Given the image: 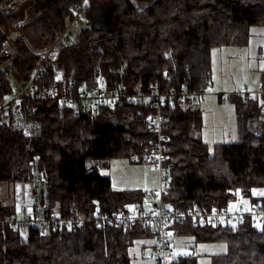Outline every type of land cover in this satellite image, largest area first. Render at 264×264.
I'll return each instance as SVG.
<instances>
[{
  "label": "trees",
  "instance_id": "16d2710c",
  "mask_svg": "<svg viewBox=\"0 0 264 264\" xmlns=\"http://www.w3.org/2000/svg\"><path fill=\"white\" fill-rule=\"evenodd\" d=\"M80 1L35 0L14 14L0 13V22L22 21L29 45L39 50L52 45L67 28L70 5ZM109 1L115 6L116 32L106 35L91 24L83 25L61 53L65 76L78 88L96 87V76L102 74L108 86L127 91L178 93L186 88L204 93L213 79V49L245 46L254 27L264 28V0H90L88 17L94 4ZM19 50L22 59L15 76L28 82L40 55L23 42ZM259 51L264 55V48ZM45 82L50 84L51 77ZM16 91L11 78L0 72V104ZM200 98L165 102L169 187L164 203L175 213L231 209L238 197L247 206H264V195L259 194L264 192L263 102L250 93L231 94L229 102L247 132L240 142L210 146L203 139ZM23 105L41 131L25 137L10 119L3 120L0 188L8 197L29 192L37 160L50 183L53 211L61 217L146 205L147 191L115 190L102 171L117 158L149 162L156 145L149 109L132 103L103 105L95 115L83 110L77 116L73 108L54 101L24 100ZM114 116L124 120V128L111 124ZM17 213L13 204L0 198V264H134L130 249L139 241L155 240L154 230L141 224L97 227L89 221L57 232H22L9 223ZM257 224L252 216L206 226L186 219L175 220L169 229L172 237H193L196 243L226 242L229 251L212 255L211 264H264V223ZM200 256L175 255L172 264H198Z\"/></svg>",
  "mask_w": 264,
  "mask_h": 264
},
{
  "label": "built area",
  "instance_id": "2783aa9c",
  "mask_svg": "<svg viewBox=\"0 0 264 264\" xmlns=\"http://www.w3.org/2000/svg\"><path fill=\"white\" fill-rule=\"evenodd\" d=\"M32 1L35 0H0V13L14 14ZM90 5V0H81L70 5L71 21L67 28L60 33L52 45L39 50L29 45L21 30L22 21H15L9 25L0 22V72L11 78L17 90L11 100L0 104V130L3 120L8 118L13 128L25 137H33L41 131V125L26 114L24 100L54 101L73 108L77 116H80L83 110L95 115L103 105L140 104L151 111L149 128L156 135V145L148 160L153 162L160 172L159 187L148 192L149 205L144 207L134 204L127 206L126 210L121 212L98 210L88 217L75 215L61 217L53 211L49 180L38 161L34 160L31 175V198L28 202H22L20 215L12 218L9 221L10 225L22 232L37 229L42 233H49L57 232L65 227L82 225L89 221L97 227L109 225L129 228L141 224L150 227L155 233V253L150 256L153 264H172L175 254L172 249V235L169 227L175 220L181 223L186 219H192L195 226H206L240 222L246 216H252L255 223H264V206H247L242 197L236 199L235 207L231 209L215 208L209 212L194 210L190 213H175L164 203L163 196L169 187V171L165 166V149L168 141L165 134V102L177 97H203L205 92L188 91L186 88L178 93L141 89L127 91L124 87L108 86L102 74H98L97 85L92 89L78 88L75 81L69 82L60 65L61 53L70 39V30L73 27L91 24V19L87 15ZM21 42L26 43L32 51L40 55V61L28 82H22L15 76V67L22 59L19 50ZM48 76L51 77L50 84L45 82Z\"/></svg>",
  "mask_w": 264,
  "mask_h": 264
},
{
  "label": "rangeland",
  "instance_id": "374dc122",
  "mask_svg": "<svg viewBox=\"0 0 264 264\" xmlns=\"http://www.w3.org/2000/svg\"><path fill=\"white\" fill-rule=\"evenodd\" d=\"M83 25L70 30V39L74 40ZM264 28L254 27L250 41L245 46H225L215 48L213 57V79L205 95L198 100L204 117L203 139L213 146L222 142H240L243 140L248 126L237 114L233 104L229 102L231 94L250 93L262 100V81L264 77ZM12 96L7 99L11 100ZM110 176L115 190L142 189L150 191L159 187L160 172L151 161L144 163L131 162L127 158H117L110 168L102 171ZM154 182L156 184L154 185ZM158 183V184H157ZM6 189L0 188V198L11 203L20 215L22 202H28V193L17 197H8ZM152 240L139 241L130 249L134 264H152L150 256L155 253ZM172 249L175 255L201 254L198 264H211V256L229 251L226 242L196 243L193 237H172Z\"/></svg>",
  "mask_w": 264,
  "mask_h": 264
},
{
  "label": "water",
  "instance_id": "95a60500",
  "mask_svg": "<svg viewBox=\"0 0 264 264\" xmlns=\"http://www.w3.org/2000/svg\"><path fill=\"white\" fill-rule=\"evenodd\" d=\"M93 9L94 12L91 17L92 29L103 31L106 35L115 33L117 29V20L114 15L115 6L113 1H109L104 5L94 4ZM262 98L264 99V77L262 81ZM111 124L120 128L125 127L124 120L119 119L117 116L111 118Z\"/></svg>",
  "mask_w": 264,
  "mask_h": 264
},
{
  "label": "crops",
  "instance_id": "0c3cea01",
  "mask_svg": "<svg viewBox=\"0 0 264 264\" xmlns=\"http://www.w3.org/2000/svg\"><path fill=\"white\" fill-rule=\"evenodd\" d=\"M156 184V182H154V185ZM158 184V183H157ZM157 188V187H156ZM142 190V189H141ZM152 190V189H151ZM147 192H149V191H147ZM31 194H32V188H31V185H30V187H29V192H28V195L30 196L29 198H31ZM146 205H149L148 204V202L146 203ZM152 246L153 247H156V239L152 242ZM151 260V259H150ZM151 262H152V260H151ZM152 264H153V262H152Z\"/></svg>",
  "mask_w": 264,
  "mask_h": 264
},
{
  "label": "snow or ice",
  "instance_id": "6c2138e0",
  "mask_svg": "<svg viewBox=\"0 0 264 264\" xmlns=\"http://www.w3.org/2000/svg\"><path fill=\"white\" fill-rule=\"evenodd\" d=\"M260 195H264V192H262V193H259ZM233 207H235V205H233ZM29 211H30V209H29ZM257 227H260V225L259 224H257L256 225Z\"/></svg>",
  "mask_w": 264,
  "mask_h": 264
}]
</instances>
